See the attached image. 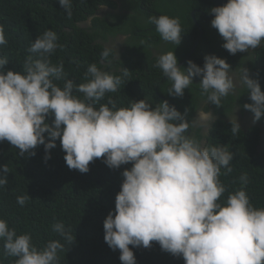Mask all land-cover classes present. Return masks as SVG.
Wrapping results in <instances>:
<instances>
[{"label":"clouds","instance_id":"1","mask_svg":"<svg viewBox=\"0 0 264 264\" xmlns=\"http://www.w3.org/2000/svg\"><path fill=\"white\" fill-rule=\"evenodd\" d=\"M58 2L71 16V0ZM210 11L211 26L229 54L264 44V0H227ZM149 22L163 41L181 43L178 17L152 16ZM58 39L52 30L36 38L23 71L5 72L9 60L0 56V142H9L20 156H34V149L43 145L47 160L59 140L67 167L81 173L89 172V164L100 158L110 169L131 164L122 172L115 210L103 222L104 241L120 251L122 264H136L130 245L150 248L152 242L182 257L185 264H264V208L250 203L247 174L239 178L241 187L223 200L227 189L220 177L232 172L234 155L226 146H205L190 133L193 127L213 126L217 119L213 113L201 111L189 122L187 110L181 114L167 101L153 108L146 99L117 108L109 98L97 108L107 94L118 90L129 71L123 68L121 75H114L93 63L85 73L86 83L77 85L68 79L61 88L54 81L64 77L63 63L49 59L60 47ZM6 44L0 25V46ZM110 55L112 49L106 47L101 59L107 61ZM155 67L172 82L168 95L183 97L193 85L192 78L201 77L199 88L208 103L219 108L240 86L252 101L243 107L254 114L253 123L264 117V91L246 68L237 80L224 59L208 55L203 67L189 61L183 69L174 52L160 55ZM230 123L233 134L241 132L237 118ZM0 172L2 188L8 183L7 166ZM29 199L18 196L17 203L24 206ZM52 230L73 240L63 223H55ZM0 242L4 255L15 258L14 264H59L64 250L57 240L38 248L30 233L17 235L4 219H0Z\"/></svg>","mask_w":264,"mask_h":264},{"label":"trees","instance_id":"2","mask_svg":"<svg viewBox=\"0 0 264 264\" xmlns=\"http://www.w3.org/2000/svg\"><path fill=\"white\" fill-rule=\"evenodd\" d=\"M71 3L69 16L58 0H0V25L7 40L5 46H0V56L9 60L5 72L23 71L31 44L45 31L52 30L59 37L60 47L49 59L53 64L63 63L64 77L54 81L61 88L68 79L77 85L86 83L85 73L93 63L114 75H121L123 68L129 71L118 90L107 94L96 104L97 108L109 98L117 108L129 107L142 99L153 108L167 101L181 114L187 110L189 122L199 112L211 111L217 118L213 126L190 130H196L192 135L205 146H226L234 155L230 163L232 172L220 177L227 189L222 199L226 200L229 193L241 187L239 178L246 173L250 203L255 208H264V117L253 123L254 114L244 109L245 104L252 103L247 89L238 86L218 108L207 102L206 95H201V77H193V85L185 89L183 97H173L167 93L172 82L155 67L158 58L154 56L155 49L161 54L174 52L178 66L186 69L189 61L203 67L204 57L215 55L230 65L234 75L246 68L250 78L258 81L264 91V44L244 54H229L222 46L224 40L211 26L214 16L211 17L210 10L215 6L206 0H71ZM161 15L179 18L182 34L178 46L163 41L156 26L149 22L150 17ZM196 45L197 50L191 55ZM106 47L112 49V55L104 61L101 53ZM245 116L250 123L245 122ZM235 118L241 132L233 134L230 121ZM52 119H48L50 124ZM34 151V156H20L9 142H0V169L4 165L8 168V183L0 188V219L15 228L17 235L30 233L38 248L50 240L59 241L64 246L59 264H122L120 251H113L104 241L103 222L115 210L122 172L132 165L110 169L100 158L89 164V172L81 173L67 167L66 153L59 140L50 151V159H45L43 145ZM27 195L30 199L20 206L17 197ZM55 223H63L73 237L71 242L52 230ZM129 247L136 264H185L182 257L163 251L157 242H152L150 248ZM14 261L15 258L4 255L0 242V264Z\"/></svg>","mask_w":264,"mask_h":264},{"label":"flooded vegetation","instance_id":"3","mask_svg":"<svg viewBox=\"0 0 264 264\" xmlns=\"http://www.w3.org/2000/svg\"><path fill=\"white\" fill-rule=\"evenodd\" d=\"M106 7H108V6H106ZM106 12H107V10H106ZM101 16H102V15H101ZM201 38H202V37H200V39H201ZM224 42H225V41H224ZM198 44H199V42L197 43V45H198ZM197 47H198V46H197ZM197 47H194V48L197 50ZM194 48H193V49H194ZM193 49H192L191 53L193 52ZM196 50H195V51H196ZM241 53L244 54L243 52H241ZM250 53H252V51H250ZM250 53H249V54H250ZM160 55H162V54L160 53V51H158L157 49H155V50H154V56L158 58ZM247 63H249V61H248ZM232 72H233V71H232ZM231 74H233L234 78H239V76H240V74H239V75H236V74L234 75V73H231ZM245 117H246V118H244V120H245L246 122H250V119L248 118V116H245ZM195 131H196V130H190V133H191V134H194Z\"/></svg>","mask_w":264,"mask_h":264},{"label":"water","instance_id":"4","mask_svg":"<svg viewBox=\"0 0 264 264\" xmlns=\"http://www.w3.org/2000/svg\"><path fill=\"white\" fill-rule=\"evenodd\" d=\"M207 1L212 2L215 5V7L223 6L227 3V0H207ZM201 32L203 33L202 30H201ZM200 37H202V36H200ZM194 50H195V48L193 49V52H194Z\"/></svg>","mask_w":264,"mask_h":264},{"label":"rangeland","instance_id":"5","mask_svg":"<svg viewBox=\"0 0 264 264\" xmlns=\"http://www.w3.org/2000/svg\"><path fill=\"white\" fill-rule=\"evenodd\" d=\"M240 121V120H239Z\"/></svg>","mask_w":264,"mask_h":264}]
</instances>
